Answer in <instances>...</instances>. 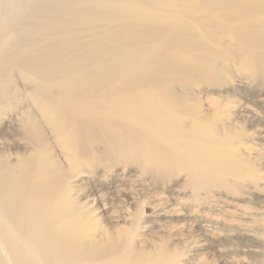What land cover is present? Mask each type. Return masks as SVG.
I'll use <instances>...</instances> for the list:
<instances>
[{
  "label": "bare ground",
  "instance_id": "6f19581e",
  "mask_svg": "<svg viewBox=\"0 0 264 264\" xmlns=\"http://www.w3.org/2000/svg\"><path fill=\"white\" fill-rule=\"evenodd\" d=\"M144 1L0 0V264H188L233 238L264 245L235 201L264 191V0ZM132 164L175 195L135 232L99 223L102 195L82 192ZM170 222L204 237L190 257L142 237Z\"/></svg>",
  "mask_w": 264,
  "mask_h": 264
},
{
  "label": "rangeland",
  "instance_id": "374dc122",
  "mask_svg": "<svg viewBox=\"0 0 264 264\" xmlns=\"http://www.w3.org/2000/svg\"><path fill=\"white\" fill-rule=\"evenodd\" d=\"M141 6L143 12V7L145 6L144 0H142ZM121 167L123 168L125 166L121 165ZM126 167L129 171L124 179L113 180L111 185L105 187L100 186L96 181H89L82 185V192L85 195L95 193L102 195L97 201V205L100 207V213H96V218L97 220L99 219V223L103 225L111 224L109 217L115 216L117 220L115 223L118 226L125 227L127 230L135 232L137 230L132 227L131 221L137 220V223L142 226L144 222L152 219L157 211L155 209L171 202V197L175 195L171 191L168 192L167 190L157 188L160 185L159 181L163 178L142 174V167L138 164H132ZM185 196L187 200L191 204H195L197 208L207 209L206 211L208 213L210 212L209 214L211 215L222 216L223 209L220 206L208 210L210 206L204 207L200 205L198 200L190 193H187ZM154 197H157L156 200L160 199L163 203H159L160 201H156ZM78 199L80 200L81 197ZM235 201L247 202L245 206H247L250 211H253L255 215L253 223L257 226H264V191L255 194L252 193L251 195H242L238 197V199H235ZM230 207L231 206L226 208L231 209ZM126 213L129 215V217L127 216L129 220H126L127 222L122 218L124 215H127ZM243 220L245 219H239V221ZM163 222L162 220L160 223ZM191 227H179V225L175 226L174 222H170L165 224V226L152 227V230L143 233L144 236L142 237L146 239L156 251L163 248L170 254L181 253L190 257L188 253L197 250L198 247L195 246L201 245L204 242V237L201 232L195 228V226ZM248 245L252 246H249L250 250L247 249ZM223 246H227V249H219V247L210 246L201 250V252L199 251L198 259H194L188 264H227L226 258L244 259L249 261V264H264V245H259L255 241H243L238 238H233L225 242Z\"/></svg>",
  "mask_w": 264,
  "mask_h": 264
}]
</instances>
